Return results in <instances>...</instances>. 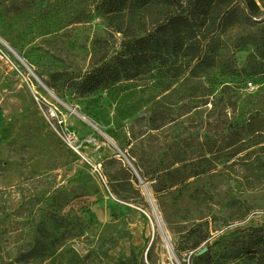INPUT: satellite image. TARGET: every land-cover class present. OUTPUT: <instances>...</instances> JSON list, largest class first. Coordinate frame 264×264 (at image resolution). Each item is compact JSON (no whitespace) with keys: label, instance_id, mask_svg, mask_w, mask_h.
<instances>
[{"label":"rangeland","instance_id":"rangeland-1","mask_svg":"<svg viewBox=\"0 0 264 264\" xmlns=\"http://www.w3.org/2000/svg\"><path fill=\"white\" fill-rule=\"evenodd\" d=\"M101 1L0 0V264H261L264 0L81 95L144 34Z\"/></svg>","mask_w":264,"mask_h":264},{"label":"trees","instance_id":"trees-1","mask_svg":"<svg viewBox=\"0 0 264 264\" xmlns=\"http://www.w3.org/2000/svg\"><path fill=\"white\" fill-rule=\"evenodd\" d=\"M235 1L102 0L101 9L106 18L119 16L120 21L126 18L128 27L140 29L144 34L121 40L122 49L113 56L112 61L93 68V79L88 74L84 80L75 81V89L81 95L94 91L104 82L117 80L123 69L135 70L150 64L165 52L178 54L186 50L197 58L201 48L197 38L205 31L217 33L222 21L233 13ZM241 2L249 16L257 17L260 6L256 0ZM206 23H210V28H206ZM136 173L143 177L139 169ZM260 261L264 264V249L261 251Z\"/></svg>","mask_w":264,"mask_h":264},{"label":"bare ground","instance_id":"bare-ground-1","mask_svg":"<svg viewBox=\"0 0 264 264\" xmlns=\"http://www.w3.org/2000/svg\"><path fill=\"white\" fill-rule=\"evenodd\" d=\"M152 212H153V215H154V217H155V222H156V224H157V225H160L159 217L157 216L156 211L153 209Z\"/></svg>","mask_w":264,"mask_h":264},{"label":"water","instance_id":"water-1","mask_svg":"<svg viewBox=\"0 0 264 264\" xmlns=\"http://www.w3.org/2000/svg\"><path fill=\"white\" fill-rule=\"evenodd\" d=\"M136 176H137V178H139V176L137 175V173H136ZM140 179V178H139ZM142 182V181H141ZM145 183L144 182H142V185H144ZM205 249L203 248L202 249V251H200L198 254H202V252L204 251Z\"/></svg>","mask_w":264,"mask_h":264}]
</instances>
